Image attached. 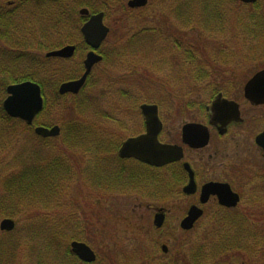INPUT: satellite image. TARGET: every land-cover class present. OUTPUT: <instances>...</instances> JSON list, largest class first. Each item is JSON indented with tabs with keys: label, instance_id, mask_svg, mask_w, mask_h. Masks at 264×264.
<instances>
[{
	"label": "rangeland",
	"instance_id": "rangeland-1",
	"mask_svg": "<svg viewBox=\"0 0 264 264\" xmlns=\"http://www.w3.org/2000/svg\"><path fill=\"white\" fill-rule=\"evenodd\" d=\"M87 1L95 10H102L103 6L97 0ZM128 1L112 0L105 6L108 12L105 24L111 32L104 45L108 56L92 75L95 86L91 87V82L75 99L68 96L59 101L61 103L52 100L50 113L39 117L49 125H62L64 118L91 128L94 125L118 148L111 154L106 151L97 154L93 145L88 151L65 147L60 137L43 144L48 147L42 151V156L48 160L54 157L67 159L76 176L71 175L69 180L61 182L56 193L47 194L46 202L28 200L24 202L26 205L23 203L13 210L16 216H0V223L10 218L17 224V232L4 233L0 229V239L9 242L18 237L22 244L10 264H35V259L28 256V245L44 246L47 230L58 217H73L74 222L79 221L77 229L83 234L80 242L88 244L97 254L94 264H194L192 257L197 246L204 243L209 248L213 240L217 253V217H203L192 231H183L180 224L185 217L174 215L183 210L186 203L188 205V200L173 197L169 179L164 181L166 184L154 178L151 180L150 175L143 173L136 184L123 188L127 184L123 174L116 184L112 182V175L119 171L117 168L123 167L117 158L122 142L144 127L139 110L141 104H158L161 119L178 128L193 114L187 105L194 108L199 103H210L214 89L229 92L233 80L236 85L243 86L264 67V29L260 30L261 35L252 34L251 27L256 28L258 23L246 20L253 12L264 15V0H259L260 10L245 5L236 7L227 0L230 15L220 32L198 30L194 27L199 24L177 20L174 7L182 0H150L146 8L137 11L128 8ZM42 24L51 27V24ZM225 27L231 29L224 30ZM0 43L4 46L8 42L6 39ZM19 132L14 143L10 141L0 147L1 195L3 179L17 167L20 148L27 144L32 148L37 141L34 133L24 131L23 127ZM98 159L107 160L98 168L111 182L95 181L91 175H82L85 168H92ZM145 172L157 175L156 172ZM158 208L173 213L167 217L164 227L166 232L168 226H172L174 238L170 237L171 240L154 225ZM261 215H264L263 209ZM249 219L255 221V228L264 235V219L261 216ZM27 233H36L42 238L29 242ZM24 241L28 244L23 245ZM73 241L67 240L70 248ZM163 243H172L173 252L168 257L162 253ZM216 253H206L204 264H220ZM42 259L45 264H54ZM258 259L264 262V255H258ZM258 259L256 264H259ZM5 261V256H1L0 264ZM55 262L64 264L63 261Z\"/></svg>",
	"mask_w": 264,
	"mask_h": 264
},
{
	"label": "flooded vegetation",
	"instance_id": "flooded-vegetation-1",
	"mask_svg": "<svg viewBox=\"0 0 264 264\" xmlns=\"http://www.w3.org/2000/svg\"><path fill=\"white\" fill-rule=\"evenodd\" d=\"M3 3L0 0V8ZM14 4V1L4 3V5L10 7ZM146 7L130 10L137 11ZM84 9L88 10L89 13L82 14L81 11ZM99 13H104L105 23L108 12L101 9L95 10L93 6L82 7L75 10V12H71L67 16L69 17V22L65 28L67 29V40L64 42L61 37L51 38L52 42L57 41L52 45L54 47L49 45L46 46L47 49L41 51V53L39 52L43 65H45L42 71L44 75L43 85H40L44 103L47 101L51 105L52 100L57 103L65 97L75 98L83 92L76 96L72 94L60 95L59 90L64 83L75 81L82 77L86 69L85 60L92 51L103 57V61L93 67L86 84L87 86L92 82L91 87L95 86L92 75L95 68L103 64L108 56L106 51H104V45L108 38L99 49L93 50L86 43L81 29L91 20L92 16ZM107 27L110 29L109 26ZM65 29L62 24L60 36L61 34L63 36L65 33L63 30ZM7 42L8 45L5 44L4 46L0 43V56L2 54L10 56L13 53L14 50L10 48L14 46L13 43L10 40H7ZM68 46L75 47L73 57H48L49 53L62 50ZM263 70L264 67L256 71L243 86L241 84L236 85L234 80L231 81L232 85L228 87V89L230 88L229 92L222 88L214 89L215 93L210 103H199L194 108L187 105V108L193 114H190L189 120L179 125L178 128L169 124L170 121L166 123L161 119V109L158 104H141L139 110L142 123L144 124L143 130L140 129L136 134L128 137L118 149L117 158L123 167L117 168L119 171L114 172L123 174V179L127 183L123 185V188L126 185V187L133 185L132 183L136 184L139 181L138 177L142 178L143 173L150 175L151 180L154 178L163 183H166L164 181L169 179L168 186L170 187V193L173 191V197H183L188 200V205L186 203L184 209L174 215L175 217H188L192 207L201 209L203 211L202 217H217L216 256L220 264H256L255 260L258 259V255H264V235L255 228V221L249 219V217L260 216L264 219V215H261L262 209L264 212V206L258 209L259 206L264 205V103L252 102L245 96V89L248 83L257 73ZM60 75L75 77L74 79L61 82V79L57 78ZM90 78L92 81H90ZM56 92L58 97L55 94ZM218 97L226 101V103L221 101V105L228 107L223 110L222 118L213 120L214 111L212 107ZM145 104L158 107L159 120L162 124L157 136L159 143L180 148L182 151L181 159L171 161L163 166H155L135 157H120L119 152L125 142L129 139L143 136L148 131L147 118L142 110V106ZM49 113L44 115L47 116ZM41 115L35 118L33 125L25 124L28 132L34 133L36 137L42 138L35 132L37 127L53 128L56 125L61 127L59 123H51L49 125V123H46L48 121H42L39 118L42 117ZM188 125L200 127L197 129L192 128L188 131V138H186L188 141L186 142L184 136L185 128ZM207 136L208 142L203 145ZM42 139L51 140L55 138ZM109 154L111 153L109 152ZM145 170L156 172L157 175L153 176L145 172ZM161 171L162 173L160 174ZM208 185H211V191L206 190L204 193V189ZM213 185L217 186L216 189ZM187 187H189V192L185 191ZM203 199H205V202H202ZM236 199L237 201L235 202ZM221 200L226 202L234 201L236 204L234 206H225L221 203ZM160 209H163L162 215L164 219L162 226L158 228L155 225V218L159 215L158 211ZM171 214L173 213H170L169 210L158 208L154 215L155 227L160 232L166 233V236L169 235L168 240L174 238L171 230L172 226H168V230L164 232L167 217H170ZM2 232L10 233L7 231ZM170 237L172 238L170 239ZM171 244L163 243L161 246L165 257L170 256L171 252H173ZM164 247H166V251H164ZM258 263L264 264L259 259Z\"/></svg>",
	"mask_w": 264,
	"mask_h": 264
},
{
	"label": "trees",
	"instance_id": "trees-1",
	"mask_svg": "<svg viewBox=\"0 0 264 264\" xmlns=\"http://www.w3.org/2000/svg\"><path fill=\"white\" fill-rule=\"evenodd\" d=\"M9 1H14L15 4L12 7L4 5V3ZM73 1L68 3L66 0H1L4 3L0 8V27L2 30L0 39L10 40L15 48H12L14 51L10 56L6 54L0 56V147L10 144V141L14 143L20 136V127H23L24 131H28L23 122L9 117L4 111L3 99L6 98L7 87L11 84L25 81H34L41 86L43 85L44 75L42 71L45 65H43L39 52L47 49L46 46L51 45V47H54L52 45L57 41L52 42L51 36L53 38L61 37L65 42L67 40V29L65 28L69 22V17L67 16L80 7L92 6L89 5L87 0ZM97 1L103 6L102 10L106 11L107 7L105 6L112 0ZM172 1L175 2L176 0ZM228 1L236 7L244 6L237 0ZM227 6V0H182L178 1L177 7H174V15L181 22L186 19L187 22L192 21L199 24L194 27L195 29L222 31L230 15V10L227 9ZM245 6L260 10L259 2ZM247 18L246 20L248 21H257L258 23L256 28L251 27L252 34L259 33L261 35L260 30L264 29V15L253 12ZM42 23L47 26L51 24V27L47 28ZM213 23H216V26ZM62 24L65 33L60 36ZM226 29L230 30L231 28L225 27L224 30ZM74 77L60 75L57 78L61 79L62 82L74 79ZM55 94L58 97L57 92ZM49 110L50 104L46 101L42 115L49 113ZM63 121L60 138L64 141L65 147L68 146V148L73 149L85 148L88 151L93 145V149L97 154L102 151L112 153L118 148L105 139L102 131L98 130L94 125L91 128L67 118H64ZM47 142L48 140L37 137V141L32 148H29L28 144L27 147L23 146V148H20L16 157L17 167L3 179V193L2 195L0 194V216H14L15 211L13 210L28 200L35 202L41 199V201L46 202L45 196L47 194L56 193L61 182L69 180L71 175L76 176L72 170L71 163L67 159L54 157L48 160L42 156V151L48 147L43 144ZM101 163H106V160L98 159L92 168L91 166L90 168L86 167L82 175L84 177L91 175L95 177V181L107 180L108 183L111 182V180L105 179L107 176L98 168ZM120 175L121 172H114V175H112L113 184L121 181ZM49 201L50 199L48 203ZM26 204L24 203L23 205ZM47 208H49V205ZM72 218L58 217V221H55L50 230H47L44 246H40L37 243L32 246L28 245V256L31 255L35 259V264H45V260L42 258H46L54 264H57L55 260L58 263L63 261L64 264H86L71 252L67 242V240L83 241V234L77 229L79 221L74 222ZM26 237L29 242L42 238L36 233L29 235L27 233ZM17 238L9 242H4L3 239H0V257L5 256L6 258L4 264H10L15 258L14 253L16 250L22 248V244H19ZM24 244H28L27 241H24ZM214 244V240L209 248L204 243L199 244L196 251L193 252L192 260L194 264H204L206 262L205 257H207L206 253L211 255L216 253V248L215 246L213 247ZM49 257H54V260Z\"/></svg>",
	"mask_w": 264,
	"mask_h": 264
},
{
	"label": "water",
	"instance_id": "water-1",
	"mask_svg": "<svg viewBox=\"0 0 264 264\" xmlns=\"http://www.w3.org/2000/svg\"><path fill=\"white\" fill-rule=\"evenodd\" d=\"M149 0H130L128 6L132 9H138L145 7ZM244 4H254L258 0H239ZM82 14H88L89 11L84 9L81 11ZM1 31V29H0ZM81 32L85 38L86 43L97 50L101 47L103 42L107 39L110 29L104 24V13H99L91 17V20L83 26ZM75 54V47L68 46L62 50L51 52L48 57H60V58H71ZM103 57L92 51L88 54L85 60V73L83 76L75 81L64 83L59 90L61 95L66 94H78L81 89L85 86L89 75L95 65L102 62ZM7 98L3 103V108L7 115L14 119H20L27 125H33L35 118L44 109V99L42 96L41 87L34 82L27 81L19 84L10 85L7 88ZM245 96L248 100L255 103H264V70L257 73V75L248 83L245 89ZM220 97L214 102L212 110L214 111V119L223 117V110L227 107L221 105ZM226 103V101L224 102ZM143 113L147 118L148 131L145 135L138 138L129 139L125 142L120 149L119 155L121 158L135 157L147 164L155 166H163L171 161L181 159L182 151L178 147L163 145L158 141V134L162 128V124L159 120L158 107L155 105H143ZM221 117H220V114ZM239 115V114H238ZM237 115V116H238ZM231 120V119H228ZM200 126L188 125L185 128L184 138H188V131L192 128L197 129ZM36 134L44 138L58 137L61 133L59 126L53 128L37 127L35 130ZM188 140L186 139V142ZM208 142V136L205 139L203 145ZM216 189L217 186L213 185ZM211 185L206 186V190L211 191ZM189 192V187L185 189ZM237 199L235 200V202ZM202 202H205L203 199ZM222 201L221 203L225 206H234L236 203ZM162 210L158 211L159 215L155 218V225L159 228L163 224L164 216ZM203 211L197 207H192L188 217H185L180 224V227L184 231H190L194 228L195 224L202 218ZM16 222L12 219H4L0 223L1 231L11 232L15 229ZM72 252L85 263H93L97 260L96 253L86 243L73 241L71 243ZM164 247V251H166Z\"/></svg>",
	"mask_w": 264,
	"mask_h": 264
}]
</instances>
